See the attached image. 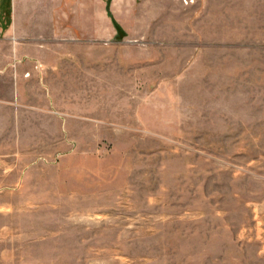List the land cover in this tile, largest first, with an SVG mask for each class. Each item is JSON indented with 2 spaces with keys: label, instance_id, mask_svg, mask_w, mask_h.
I'll return each instance as SVG.
<instances>
[{
  "label": "rangeland",
  "instance_id": "374dc122",
  "mask_svg": "<svg viewBox=\"0 0 264 264\" xmlns=\"http://www.w3.org/2000/svg\"><path fill=\"white\" fill-rule=\"evenodd\" d=\"M53 5L0 93V264H264V0Z\"/></svg>",
  "mask_w": 264,
  "mask_h": 264
},
{
  "label": "crops",
  "instance_id": "0c3cea01",
  "mask_svg": "<svg viewBox=\"0 0 264 264\" xmlns=\"http://www.w3.org/2000/svg\"><path fill=\"white\" fill-rule=\"evenodd\" d=\"M59 1L62 3V0H12L11 25L5 29L0 24V93H21L20 84L27 77L25 73L30 71L37 75L40 69L33 68L34 64H48L43 56L53 50V39H63L60 37L63 30L59 27L64 25V16L68 18V14H64L62 10L55 11L53 3ZM21 3H28L30 9L21 13ZM96 5L99 13L93 21L94 36L97 34V38L101 39V6L98 3ZM26 17L30 20L29 24L36 27V31L28 32L24 21ZM66 43L69 41L60 40L61 46ZM11 103L15 105V102Z\"/></svg>",
  "mask_w": 264,
  "mask_h": 264
}]
</instances>
